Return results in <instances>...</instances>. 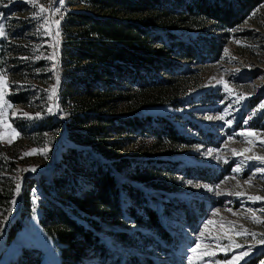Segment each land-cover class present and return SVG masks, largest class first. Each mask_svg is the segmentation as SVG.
<instances>
[{
	"label": "rangeland",
	"instance_id": "1",
	"mask_svg": "<svg viewBox=\"0 0 264 264\" xmlns=\"http://www.w3.org/2000/svg\"><path fill=\"white\" fill-rule=\"evenodd\" d=\"M41 7L45 11L40 12ZM67 10L86 8L77 0H0V23L6 33L0 36V79L3 80L0 145L4 161L14 162L12 169L5 170L9 165L3 163L0 170V192H10L7 204L5 200L0 202L2 225L10 219L15 204L20 206L18 211L22 210V200L16 191L22 176L29 173L26 178L36 180L43 175L48 183L54 175V164L59 161V152L66 147L83 149L87 157L104 161L89 151L86 144L73 143L66 137L71 101L58 109L54 102L58 119L53 118L51 101L57 82L56 66L60 70L58 50L64 37L59 25ZM196 30L179 26L177 34L185 37ZM202 31L217 36L220 44L217 55L171 57L170 75L159 69L156 76L161 80L171 78L174 90L168 89L160 103L143 106L135 112L138 116L165 117L189 144L153 153L144 149L151 140L136 133L120 150L122 155L137 157L138 161L157 157L172 165L174 178L167 177L165 187H144L127 176L121 180L139 187L150 199L149 203L161 212L167 230L174 237V245L157 240L147 228L126 223L124 230L134 239L133 245H120L109 234L100 233L119 264H189V258L192 264H241L256 254L262 256L259 264H264V161L257 159L264 157V107H261L264 105V2L231 28L216 29L212 22H207ZM14 95L25 101L15 102ZM115 106V114L122 116L126 112L121 103ZM221 115L223 120L218 118ZM47 116L59 122V127L46 123ZM32 150L37 151L25 155ZM236 168L240 170L233 171ZM198 170L205 174L201 176ZM44 195L31 188L28 210L22 218L19 212L14 218L20 220L22 228L25 221L32 220V233L25 234L24 243L14 238L5 244L7 229L0 230L4 232L0 237V264L14 259L22 246L37 249L41 264H60L55 243L37 223L38 204L44 202ZM193 247L195 253L190 251ZM82 264L98 263L88 260Z\"/></svg>",
	"mask_w": 264,
	"mask_h": 264
},
{
	"label": "trees",
	"instance_id": "2",
	"mask_svg": "<svg viewBox=\"0 0 264 264\" xmlns=\"http://www.w3.org/2000/svg\"><path fill=\"white\" fill-rule=\"evenodd\" d=\"M77 1L86 10L65 11L59 25L64 37L58 50L61 83L55 104L57 109L65 108L71 101L66 137L73 143L86 144L104 161L87 157L83 149L66 147L60 151L48 183L43 175L36 180L25 179L19 218L28 210L29 191L35 187L45 194L44 202L38 204L37 223L55 243L60 264L88 260L119 264L100 233L109 234L120 245H133L134 239L124 230L126 223L147 228L157 240L174 245L161 212L139 187L121 180L127 176L141 186L158 188L166 186L167 177L174 178L166 159L144 157L138 161L120 153L132 134L149 138L151 142L144 149L153 153L189 144L165 117L135 114L143 106L160 103L168 89L174 90L171 78H157V70L170 75L171 57L216 56L219 41L213 33L202 31L205 24L231 28L264 0ZM179 26L198 30L181 37L177 34ZM20 97L14 95L13 100L23 103ZM119 103L126 108L122 116L113 112ZM45 122L59 127L51 116ZM1 149L2 145L0 170L3 163L9 165L5 170H10L14 162L4 161ZM9 195V191L0 192V202L5 200L7 204ZM5 212L3 209L2 214ZM21 228L20 220L14 219L4 234V243L13 240ZM260 258L259 254L252 255L241 264H259ZM7 264H41L40 253L22 246Z\"/></svg>",
	"mask_w": 264,
	"mask_h": 264
},
{
	"label": "snow or ice",
	"instance_id": "3",
	"mask_svg": "<svg viewBox=\"0 0 264 264\" xmlns=\"http://www.w3.org/2000/svg\"><path fill=\"white\" fill-rule=\"evenodd\" d=\"M43 11H45V9L43 8V7H41L40 8V12H43ZM56 24H57V26L59 25V21H56ZM4 35H6V33H5V31H4V25L2 24V23H0V36H4ZM55 55V54H54ZM50 59H51V57H50ZM59 82V78L57 77V83ZM0 84H3V80L2 79H0ZM225 90L227 91L228 89H227V85L225 84ZM53 92H55V89H53ZM3 99V96H2V94H0V100H2ZM240 99H243V97H240ZM9 108L10 107H12L10 104L9 105H7ZM261 107H264V105H261ZM48 111L49 112H51L52 111V109L51 108H49L48 109ZM225 112L227 113V110H225ZM0 115H2V114H0ZM22 115H24V116H28V114L27 113H23ZM37 115H39V113L37 114ZM219 119H224V116L223 115H221L220 117H218ZM249 118H251V117H249ZM208 119H213V117H208ZM226 123H231V121H225ZM245 123H247V121H245ZM14 131V130H13ZM9 143H11V140H9ZM37 150H32V152H30V153H25V155H28V154H34L35 152H36ZM235 151V150H234ZM43 152H46V149L45 150H42L41 151V154H43ZM211 154V151H209V155ZM218 159H219V157H217ZM249 159H251V157L249 158ZM257 159H259V160H261V161H264V157H257ZM32 171H35V169H31ZM240 169L239 168H236V169H233V171H239ZM248 182H250V181H248ZM197 187H200V185H196ZM19 188H20V186L19 185H16V191H17V193L19 192ZM211 190V189H210ZM251 199H254V200H258V199H261V197H252ZM15 202L13 201V204H14ZM254 222H256V223H260L261 221H259V220H255ZM207 223H211V221H208ZM207 223L205 224V227H207ZM201 235H203V233H201ZM254 235V234H253ZM198 246V245H197ZM237 247H241L240 245H237ZM190 251L192 252V253H195L196 252V247H193V248H191L190 249ZM213 255H214V253H213ZM189 264H192V261H191V258H189Z\"/></svg>",
	"mask_w": 264,
	"mask_h": 264
},
{
	"label": "bare ground",
	"instance_id": "4",
	"mask_svg": "<svg viewBox=\"0 0 264 264\" xmlns=\"http://www.w3.org/2000/svg\"><path fill=\"white\" fill-rule=\"evenodd\" d=\"M56 145H58V144H56ZM56 149L57 148H55V151H56ZM54 154H55V152H54ZM57 154V153H56ZM18 197H19V199L21 200V194H20V196L18 195ZM20 208V206H19V204L17 203V204H15V206H13L12 207V209H11V211H10V215H11V217H10V219H8L6 222H8V221H10V223L12 222V220L17 216V214H18V212H19V214H20V211H18V209ZM5 222V223H6ZM25 224H24V226H23V228H21L17 233H16V237H14V238H16L17 240V242H22V243H24L25 241V234L26 233H28V232H30L31 231V233H32V220H27V221H25L24 222ZM4 226L5 225H3V227H2V229H1V231L2 230H4ZM0 231V237L2 236V234L4 233V232H1Z\"/></svg>",
	"mask_w": 264,
	"mask_h": 264
},
{
	"label": "water",
	"instance_id": "5",
	"mask_svg": "<svg viewBox=\"0 0 264 264\" xmlns=\"http://www.w3.org/2000/svg\"><path fill=\"white\" fill-rule=\"evenodd\" d=\"M56 78L58 77L59 78V82L57 83L56 82V86H55V92H54V94H53V99H52V101H51V108L53 109V118L54 119H58V118H56L55 117V108H54V102H55V97L57 96V94H58V92H59V89H60V83H61V76H60V70H59V66H56ZM56 81H57V79H56ZM62 128L63 129H65V125H62ZM56 146V147H55ZM54 148H57V145H56V143L54 144ZM56 154V153H55ZM55 154H54V156H55ZM53 163V162H52ZM52 163H51V165H52ZM48 168H50V165L48 166ZM47 168V169H48ZM40 171H42V170H40ZM30 174L29 173H25L23 176H22V178H21V180H20V183L18 184L19 186H20V188H19V196H20V194H21V191H22V187H23V182H24V179L27 177V176H29ZM14 220V219H13ZM12 220V221H13ZM10 224V221H8V222H6L5 223V226H4V232H5V230L8 228V225ZM39 226V225H38ZM41 229V228H40ZM16 233V232H15Z\"/></svg>",
	"mask_w": 264,
	"mask_h": 264
}]
</instances>
